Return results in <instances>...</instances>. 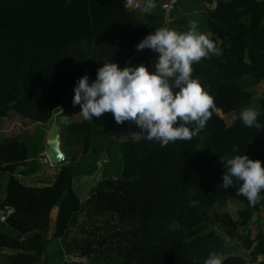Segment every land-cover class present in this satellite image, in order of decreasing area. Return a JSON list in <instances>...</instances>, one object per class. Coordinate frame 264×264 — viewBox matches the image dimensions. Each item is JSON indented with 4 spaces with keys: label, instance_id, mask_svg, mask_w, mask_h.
<instances>
[{
    "label": "trees",
    "instance_id": "16d2710c",
    "mask_svg": "<svg viewBox=\"0 0 264 264\" xmlns=\"http://www.w3.org/2000/svg\"><path fill=\"white\" fill-rule=\"evenodd\" d=\"M142 5L0 0V119L12 112L9 121L26 124L0 137V208H11L0 253L16 249L7 264H41L54 209L67 199L59 174L36 176L54 113L71 90L129 60L147 100L141 124L120 122L139 135L97 145L118 103L108 95L94 102L110 103L96 119L58 117L60 170L94 174L114 144L121 163L88 189L56 254L63 264H264V93L248 88L264 80V0H177L185 10L170 18L161 0ZM37 123L47 125L28 129ZM89 131L91 155L77 160L67 146Z\"/></svg>",
    "mask_w": 264,
    "mask_h": 264
},
{
    "label": "rangeland",
    "instance_id": "374dc122",
    "mask_svg": "<svg viewBox=\"0 0 264 264\" xmlns=\"http://www.w3.org/2000/svg\"><path fill=\"white\" fill-rule=\"evenodd\" d=\"M145 0H139L140 4L138 8L144 3ZM163 3V0H161ZM143 6V5H142ZM176 7L180 8V11H184L185 9H181L178 5ZM167 15H168V11ZM140 79V73H139V67L138 64L134 60H129L127 65L117 72V74H113L110 77L107 78H97V79H90L86 83V87L82 90L73 89L71 90V93L69 94V98L67 100L68 103H65L64 105L67 108V105L69 107V110L67 112V115H60L59 116V122L61 124L63 123H71V122H77L82 120L83 118L92 115L93 119H96L98 116L103 115L106 113L108 108L110 107V103L105 104H99L102 100H97L96 104H99L96 106V108L92 109L94 102L97 98L103 97V96H111L114 98H117V106L115 107L114 115L111 116L106 123V126L109 127L108 131L105 130L106 135L101 138V141L97 143V145H105L108 143L110 139H116L118 137H123L126 135L130 136H137L139 135L137 130H134V133L129 131L122 122H120V117L122 116L123 121H127L130 118H134L135 125L141 124V120H143V105L145 99L147 100V95H143V88L145 86H138ZM151 81V80H150ZM142 88V90H141ZM251 89L257 97L261 96L264 93V80L259 82L258 84H252L248 87ZM75 95L76 99L71 101L72 96ZM128 96V97H127ZM144 99V100H143ZM116 100H113L111 104H114L117 102ZM255 109V105H252L246 109V111H253ZM122 114V115H121ZM17 119H21V117H17ZM15 121L14 119L5 124L4 127H10L9 130L0 131V137L10 134L11 132L18 130V127L12 125L11 123ZM19 121V120H18ZM20 121V122H21ZM22 123V122H21ZM59 123V124H60ZM60 124V125H61ZM132 124V125H133ZM17 126H20L16 124ZM23 125H26L23 123ZM47 125V124H46ZM0 126V127H2ZM48 125V130H49ZM28 129L30 131H38L40 128L43 127V123H37V124H29ZM21 129H25L20 126ZM47 130V134H48ZM120 130V131H119ZM91 135V131H89L84 136V141L75 144L73 147L67 146L69 150H74V152L77 151L79 154L76 156L77 160H80L82 157H86L87 160L89 159L91 155V151H89V145L91 140H89V136ZM103 140V141H102ZM73 141V139L71 140ZM72 143V142H71ZM75 148V149H74ZM103 153H106L104 151ZM102 153V154H103ZM102 154L100 157H102ZM105 159L99 163V166L95 168L94 174H79L77 176L72 175L69 173V170L64 168L63 170H60V166L58 164H55L53 166H50L49 164H45V166L42 167L39 174H36L37 177H43V178H61L62 181L60 182L59 187V194H62L64 191L65 185H67L68 188V195L66 196V202L65 205L61 208V206H57L54 209L53 215H52V225H51V232H50V241L48 242L47 247V253L49 255H46L44 259L42 260L41 264H63L62 263V255H57L56 253L58 250L62 247V237L64 235V231L66 228L69 227L70 219L73 215V212L75 210H78L80 207L81 202L86 198L88 189L91 187V185L95 184L98 179L101 177L102 171L107 168L109 171H114L116 167H118L121 163V155L117 148V146L114 144L111 146L110 152L105 154ZM84 158H82L83 160ZM87 162V161H86ZM44 163V161H43ZM65 165V166H64ZM64 167L68 166L64 163ZM86 166V165H85ZM60 172V173H59ZM6 180L7 175L5 174L3 177V187L1 189L0 196L2 197L6 192ZM33 180V179H32ZM239 203L232 201L230 203V208L234 212L238 208ZM58 234L57 237H52V234ZM238 249V247H237ZM15 248L11 247H5L3 248V251L0 253V264H7L8 263V253L15 251ZM244 253V252H243ZM71 259H78V257H67ZM261 259V256H259ZM259 264V263H255Z\"/></svg>",
    "mask_w": 264,
    "mask_h": 264
},
{
    "label": "water",
    "instance_id": "95a60500",
    "mask_svg": "<svg viewBox=\"0 0 264 264\" xmlns=\"http://www.w3.org/2000/svg\"><path fill=\"white\" fill-rule=\"evenodd\" d=\"M171 12L172 10L168 11V18H170ZM65 107H66L65 105L62 106L57 112L54 113L45 142L46 143L45 153L49 158V160L54 164H60L67 157V153L62 148L61 125L58 122V117L62 112H64ZM101 158L102 159L106 158L105 153L102 154Z\"/></svg>",
    "mask_w": 264,
    "mask_h": 264
},
{
    "label": "built area",
    "instance_id": "2783aa9c",
    "mask_svg": "<svg viewBox=\"0 0 264 264\" xmlns=\"http://www.w3.org/2000/svg\"><path fill=\"white\" fill-rule=\"evenodd\" d=\"M176 3H177V0H166V1H164L162 3V7L166 11H170V10H173L175 8ZM139 4H140L139 0H126V5L130 6V7H133V8H137L138 9ZM44 155H45V157L42 159V161H44L45 163L49 164L50 166L55 165L53 162H51L49 160V158L47 157L45 152H44ZM10 211H11V208L8 205L4 206L3 208H0V222H3V221L6 220V217L9 214Z\"/></svg>",
    "mask_w": 264,
    "mask_h": 264
},
{
    "label": "crops",
    "instance_id": "0c3cea01",
    "mask_svg": "<svg viewBox=\"0 0 264 264\" xmlns=\"http://www.w3.org/2000/svg\"><path fill=\"white\" fill-rule=\"evenodd\" d=\"M11 114H12V112L10 113V115H9L8 117H5V118L1 119V123H0L1 126H2V124H5V123L9 122V117L11 116ZM18 120H19V119L13 121L11 124L14 125V126H16V127H18V130H21L20 126L23 127V128H26V127L23 125V123H21L20 120H19V121H18ZM16 124H18V125H20V126H17ZM43 127H46V123H45V124L43 123ZM6 129L9 130L10 127H4V125H3L2 127H0V131H1V132H2V131H5ZM15 131H17V130H15ZM38 178H39V177H38ZM51 223H52V219H51ZM51 225H52V224H51Z\"/></svg>",
    "mask_w": 264,
    "mask_h": 264
}]
</instances>
